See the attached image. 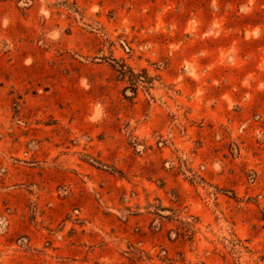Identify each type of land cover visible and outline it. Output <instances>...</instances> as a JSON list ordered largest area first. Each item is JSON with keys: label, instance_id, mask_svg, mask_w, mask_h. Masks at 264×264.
I'll return each instance as SVG.
<instances>
[{"label": "rangeland", "instance_id": "374dc122", "mask_svg": "<svg viewBox=\"0 0 264 264\" xmlns=\"http://www.w3.org/2000/svg\"><path fill=\"white\" fill-rule=\"evenodd\" d=\"M0 264H264V0H0Z\"/></svg>", "mask_w": 264, "mask_h": 264}]
</instances>
